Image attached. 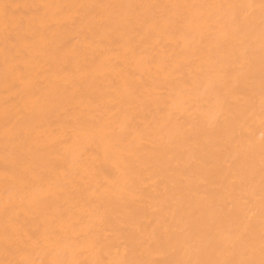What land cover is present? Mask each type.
Wrapping results in <instances>:
<instances>
[{
  "label": "bare ground",
  "instance_id": "bare-ground-1",
  "mask_svg": "<svg viewBox=\"0 0 264 264\" xmlns=\"http://www.w3.org/2000/svg\"><path fill=\"white\" fill-rule=\"evenodd\" d=\"M0 264H264V0H0Z\"/></svg>",
  "mask_w": 264,
  "mask_h": 264
}]
</instances>
